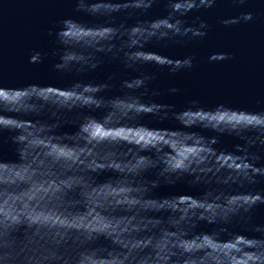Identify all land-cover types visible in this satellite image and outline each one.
<instances>
[{
    "label": "water",
    "instance_id": "water-1",
    "mask_svg": "<svg viewBox=\"0 0 264 264\" xmlns=\"http://www.w3.org/2000/svg\"><path fill=\"white\" fill-rule=\"evenodd\" d=\"M0 264H264V0H0Z\"/></svg>",
    "mask_w": 264,
    "mask_h": 264
},
{
    "label": "clouds",
    "instance_id": "clouds-1",
    "mask_svg": "<svg viewBox=\"0 0 264 264\" xmlns=\"http://www.w3.org/2000/svg\"><path fill=\"white\" fill-rule=\"evenodd\" d=\"M246 19H251V15L250 14H248V15H246V17H245Z\"/></svg>",
    "mask_w": 264,
    "mask_h": 264
}]
</instances>
